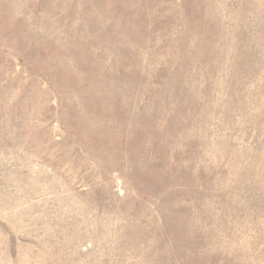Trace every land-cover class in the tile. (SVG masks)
<instances>
[{
	"label": "rangeland",
	"instance_id": "374dc122",
	"mask_svg": "<svg viewBox=\"0 0 264 264\" xmlns=\"http://www.w3.org/2000/svg\"><path fill=\"white\" fill-rule=\"evenodd\" d=\"M0 264H264V0H0Z\"/></svg>",
	"mask_w": 264,
	"mask_h": 264
}]
</instances>
